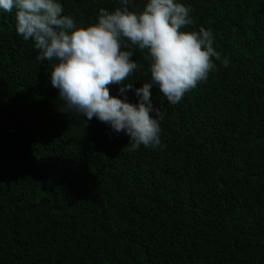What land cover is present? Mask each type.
<instances>
[{"label":"trees","instance_id":"1","mask_svg":"<svg viewBox=\"0 0 264 264\" xmlns=\"http://www.w3.org/2000/svg\"><path fill=\"white\" fill-rule=\"evenodd\" d=\"M59 2L77 27L121 7ZM177 2L229 64L214 60L175 105L154 86L161 147L133 151L124 133L59 110L55 62L0 9V264H264V0ZM132 59V89L109 91L135 105L150 61Z\"/></svg>","mask_w":264,"mask_h":264},{"label":"clouds","instance_id":"2","mask_svg":"<svg viewBox=\"0 0 264 264\" xmlns=\"http://www.w3.org/2000/svg\"><path fill=\"white\" fill-rule=\"evenodd\" d=\"M99 9L95 21L77 27L64 15L59 0H0V9H15L16 32L33 41L38 60L54 61L51 85L58 89L64 113L96 118L114 133L129 138V150L161 147L160 123L164 114L152 102L154 86L168 103H179L184 95L208 79L215 61L227 67L214 48L211 30H186L194 23L191 9L177 0H144L140 9ZM135 49L148 53L149 81L135 89L134 105L110 94L109 86L132 89L129 77L140 65L132 59ZM127 81V83H125ZM155 113V117L153 116Z\"/></svg>","mask_w":264,"mask_h":264}]
</instances>
